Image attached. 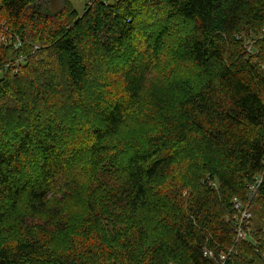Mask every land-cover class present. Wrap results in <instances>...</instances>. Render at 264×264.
<instances>
[{"label": "trees", "instance_id": "16d2710c", "mask_svg": "<svg viewBox=\"0 0 264 264\" xmlns=\"http://www.w3.org/2000/svg\"><path fill=\"white\" fill-rule=\"evenodd\" d=\"M42 1L0 0V264H216L206 247L264 264V0H87L82 14ZM151 8L166 21L143 32L146 56L178 21L170 53L193 72L157 87L146 127L127 130L150 63L135 58L104 89L90 77L130 49ZM67 104L97 115L73 170L52 118ZM259 175L249 208L262 224L245 240L234 198L249 203Z\"/></svg>", "mask_w": 264, "mask_h": 264}, {"label": "rangeland", "instance_id": "374dc122", "mask_svg": "<svg viewBox=\"0 0 264 264\" xmlns=\"http://www.w3.org/2000/svg\"><path fill=\"white\" fill-rule=\"evenodd\" d=\"M91 3L92 1L89 2L87 0L42 1V4L47 7L51 14L55 13V11L59 9L78 10V12L82 14ZM160 16L161 15L158 14V12L154 8H151L150 10L145 9L142 17L138 22L139 28L137 29L136 33L137 38L135 42L132 43L130 49H121L120 51H117L112 54L106 64L103 63L98 68L93 70L92 76L90 77V85L99 87L100 89H104L110 84H113L114 81H116L117 78L113 76V71L117 70L122 72V69L135 58H138V60L141 61L142 64L147 62L150 63V69L147 74L145 86L146 88L143 97L137 104L134 113L129 115L130 118L129 120H127V130L128 128L129 130H134L140 129L141 127H146L143 124V118L145 117L147 112L151 111L154 107V100L152 96L157 87L168 83L170 80L173 79V77H176L179 74L191 75L193 72V67L191 65H182L180 63L175 62L170 53L171 48L173 46V42L177 40V38L182 34L184 30V25L178 21L166 25L170 28V33L168 37H166L165 47L159 54V56L154 58L153 61H150L151 59L146 56L148 54L150 55V52L147 51V49L145 48L144 40L143 42H141L144 38L143 32L150 30L151 26L153 28L152 30H158L159 27L165 24L166 20ZM247 41L249 40L247 39ZM45 65V70L51 72L47 74H53L55 68L52 66H47V64ZM42 67H44V65H42ZM38 70V72H40V69ZM55 76L58 78L60 77L58 71H55ZM57 111V113L52 115V118H62L61 121L63 123V129L59 141L62 145L67 147V159L71 161L66 165V167L67 169L73 170L74 168H78L83 163L84 157L87 153L85 141L81 140L79 136L81 135L83 130V132L86 133V130L90 129V124H93L94 121L96 122L97 115L96 112H86L70 104L62 106L60 109H57ZM59 122L60 119H57L56 125L59 124ZM181 161L182 160L180 159L179 162ZM39 162L40 157L33 154V157H31L29 161H27L26 166L34 168L36 163ZM178 165L180 166L179 163ZM27 167L24 168L29 171V168ZM25 169H23V171L21 172L22 174L25 173ZM185 169H188L186 165L185 167H183V169L179 171L178 174L170 175L172 180H167L171 182L177 179V177H181V173H185ZM163 183H165V181H163ZM70 184L71 183H68L67 188H69ZM66 196L70 202L69 208L74 206L79 214L85 210V207L81 203L80 198L72 195ZM58 198L64 200V197L58 196ZM71 217L72 216H70L69 218ZM253 221L262 224V222H260L258 218L256 220L253 219Z\"/></svg>", "mask_w": 264, "mask_h": 264}, {"label": "built area", "instance_id": "2783aa9c", "mask_svg": "<svg viewBox=\"0 0 264 264\" xmlns=\"http://www.w3.org/2000/svg\"><path fill=\"white\" fill-rule=\"evenodd\" d=\"M4 39V38H1ZM245 46L249 51H251L252 44L250 42H246ZM261 182V175L257 176L255 180L249 184L248 187V199L249 203L243 202L239 198H234L235 207L238 210L237 214L235 215V232L238 238H242L245 240L251 239V230L253 229V213L249 208L250 202L256 198L258 195V186ZM263 213H264V206H263ZM205 255L212 257L215 259L216 264H227V252H221L219 256H216L213 250L209 248H205Z\"/></svg>", "mask_w": 264, "mask_h": 264}]
</instances>
